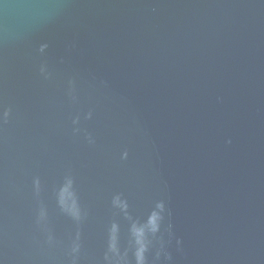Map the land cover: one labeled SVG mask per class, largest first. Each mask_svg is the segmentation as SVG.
<instances>
[{"label":"water","instance_id":"95a60500","mask_svg":"<svg viewBox=\"0 0 264 264\" xmlns=\"http://www.w3.org/2000/svg\"><path fill=\"white\" fill-rule=\"evenodd\" d=\"M0 264H264V0H0Z\"/></svg>","mask_w":264,"mask_h":264}]
</instances>
